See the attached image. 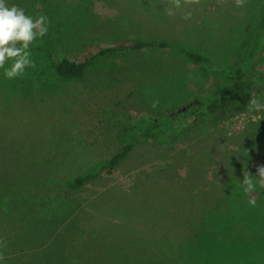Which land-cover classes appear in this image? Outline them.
Instances as JSON below:
<instances>
[{
    "label": "rangeland",
    "instance_id": "obj_1",
    "mask_svg": "<svg viewBox=\"0 0 264 264\" xmlns=\"http://www.w3.org/2000/svg\"><path fill=\"white\" fill-rule=\"evenodd\" d=\"M66 3L74 8L70 10L74 23L78 15L85 21L86 27L81 28L86 35L83 41L92 36L96 41L82 47L81 52L58 53L54 62L63 57L85 60L98 46L107 47L127 37L154 39L161 35L203 54L224 69L233 67L246 56L247 48L242 45L250 41L254 33L264 34V0H66ZM80 10H90V20L87 15L77 13ZM28 50L34 67H27L21 76L5 79L4 68H0V157L12 161L20 157L14 156L15 153L21 154L24 173L21 179L42 177V185L67 186L74 177L91 172L117 153L123 146L125 132L134 125L147 123L148 118L162 113L173 115L175 111H185L184 107H192L197 102L193 97L198 88L206 82L207 72L211 73L175 49H141L107 54L93 61L82 79L63 80L56 77L51 62L36 58L30 48ZM11 62L7 60L4 67H9ZM173 63L183 64L182 74H171ZM159 69L164 75L156 79ZM251 90L253 101L246 108L219 99L186 121L178 117L175 130L167 135L158 132L144 135L131 154L133 161L110 173L104 170L100 178L77 189L76 196L91 200L98 192L100 200L89 210L102 221L112 220L106 222V226L140 223L145 218L162 216L159 218L164 219L156 222L155 227L163 231L176 230L178 222H174L173 217L180 214L172 211L173 203L182 201L183 196L173 185L180 180L168 178L172 172L160 174L157 169L164 166L165 161L174 164L172 156L179 155L177 150L188 149L185 158L178 163L181 167L177 173L182 176L200 168L192 169L193 164L187 165L197 156L199 141L215 156L209 162L208 172L220 166L221 154L226 148L249 151L247 170L264 167V50L253 70ZM26 92H32V96ZM214 124H218L217 127ZM188 127H201L207 132L185 136L183 133ZM129 137L133 138L134 134ZM250 140H255L254 144L250 145ZM165 152H169L165 161L154 159ZM150 159H154V164L146 162ZM144 162L150 172H145L141 178L135 177ZM137 179H140V195L131 199L135 200L134 206L127 203L119 206L120 201H108L114 193L99 197L113 182L130 187ZM163 181L166 189L159 187ZM202 182L207 186V193L218 191L224 183L209 173ZM54 199L49 202L51 208L57 210L59 205ZM143 200L156 204L160 210H146ZM130 240L126 241L129 249H135L134 236ZM104 247L99 246L101 260L126 263L120 261L121 254L104 250ZM227 250V257L219 256L216 262H207L264 264V249L256 252L248 249L243 256H234L235 249Z\"/></svg>",
    "mask_w": 264,
    "mask_h": 264
},
{
    "label": "trees",
    "instance_id": "obj_2",
    "mask_svg": "<svg viewBox=\"0 0 264 264\" xmlns=\"http://www.w3.org/2000/svg\"><path fill=\"white\" fill-rule=\"evenodd\" d=\"M7 2L9 5L23 8L33 19L37 15L47 18V33L38 36L29 48L36 58L42 57L51 62L54 74L59 79H82L89 65L96 59L119 51L141 49H175L193 63L203 65L211 73L207 72L206 82L198 88L193 97V101L197 102H194L192 107L187 106L183 112L175 111L173 115L162 113L148 118L147 123L134 125L125 132L123 146L117 153L91 172L74 177L67 186L56 183L42 185V177L32 179V176H28L21 179V174H24L21 171V154L15 153L14 156L20 157H14L12 161L0 157V264H112L101 260L99 246L121 254L120 261L126 262L125 264H209L216 262L219 256L227 257V248L236 250L234 256H243L248 249L254 252L259 248L264 249V185L260 183L262 178L258 175V170L246 169L251 154L245 148L237 151L226 148L221 154L220 166L208 172L209 162L215 156L208 151L207 146L200 145L202 141H197L199 152L187 165L193 164L192 169L195 166L200 168L189 172L188 176L177 173L181 167L178 163L185 158L187 148L176 151L179 155L172 156L175 159L174 164L165 161L169 152L154 158L165 161L164 166L157 169L158 173L172 172L168 178L180 180L173 185L174 190H180L183 196L182 201L173 203L172 211L180 214V217H173V221L178 222L176 230L157 229L156 222L162 221L164 218H159L162 216L145 218L140 220V223L106 226V222L112 220L102 221L89 210L100 200L98 192L91 200L76 196L77 189H83L100 178L104 170L108 169L110 173L133 161L131 154L141 144L140 139L144 135H153L156 132L167 135L174 131L178 117L186 121L207 104L219 99L230 100L240 107L250 106L253 101L251 77L264 50V34H260L261 31L254 33L251 40L242 45V48H247L246 56L233 67L224 69L216 66L203 54L186 49L161 35H156L154 39L127 37L107 47L98 46L97 51L85 60L76 61L63 57L54 62L53 58L58 53L71 50L81 52L82 47L96 41L95 36L83 41L86 35L82 33L81 28L86 27L85 21L78 15L74 23L70 17V10L74 8H71L66 0ZM77 13L87 15V20H90L92 14L90 10H80ZM16 46L20 47L21 42H17ZM172 68V75L183 73V64L173 63ZM163 75L164 72L159 69L155 78L160 79ZM26 94L32 96V92ZM217 125L214 124V127ZM204 132L207 130L201 127H188L183 134L200 135ZM132 134L134 137L130 138ZM254 142L255 140H250L249 144ZM205 149L208 152L203 151ZM154 159L146 162L153 163ZM146 162L141 165L135 177L141 178L145 172H150L149 167H145ZM207 173L224 182L218 191H209L214 194L210 196L206 191L207 186H203L202 182ZM245 177L250 178L254 184L250 191H245ZM139 180L130 187L113 182L104 189L107 190L106 193H99V197L102 199V194L114 193L108 201H120L117 202L119 206L122 203V206L126 203L134 206L135 200L131 199L140 195ZM165 185L163 181L159 187L166 189ZM53 199V202L59 205V212L51 208L52 203L49 200ZM250 200H254L255 204L249 203ZM143 203L142 206H146L148 211L160 210L156 204L144 200ZM131 236L135 238V249H129L126 243L131 242ZM159 245L168 249L158 247ZM175 246L178 248H174ZM207 260H210L209 263Z\"/></svg>",
    "mask_w": 264,
    "mask_h": 264
},
{
    "label": "clouds",
    "instance_id": "obj_3",
    "mask_svg": "<svg viewBox=\"0 0 264 264\" xmlns=\"http://www.w3.org/2000/svg\"><path fill=\"white\" fill-rule=\"evenodd\" d=\"M47 18L39 16L35 20L26 15L23 8L9 5L7 0H0V68H4L5 79L21 76L27 67H34L30 59L29 45L38 37L47 33ZM21 42V47H17ZM11 60L9 67H4L5 62ZM264 185V167L258 169ZM243 183L247 186L245 191L253 189L254 184L250 178L245 177ZM249 203L255 204L254 200Z\"/></svg>",
    "mask_w": 264,
    "mask_h": 264
},
{
    "label": "water",
    "instance_id": "obj_4",
    "mask_svg": "<svg viewBox=\"0 0 264 264\" xmlns=\"http://www.w3.org/2000/svg\"><path fill=\"white\" fill-rule=\"evenodd\" d=\"M184 109H186V107H184Z\"/></svg>",
    "mask_w": 264,
    "mask_h": 264
}]
</instances>
